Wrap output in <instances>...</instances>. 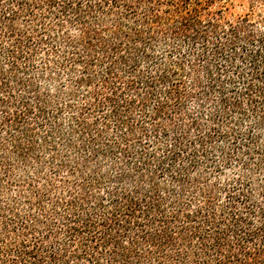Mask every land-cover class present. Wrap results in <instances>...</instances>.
Here are the masks:
<instances>
[{
  "label": "trees",
  "instance_id": "16d2710c",
  "mask_svg": "<svg viewBox=\"0 0 264 264\" xmlns=\"http://www.w3.org/2000/svg\"><path fill=\"white\" fill-rule=\"evenodd\" d=\"M0 264H264V0H0Z\"/></svg>",
  "mask_w": 264,
  "mask_h": 264
},
{
  "label": "rangeland",
  "instance_id": "374dc122",
  "mask_svg": "<svg viewBox=\"0 0 264 264\" xmlns=\"http://www.w3.org/2000/svg\"><path fill=\"white\" fill-rule=\"evenodd\" d=\"M244 4H245V6L247 5V3L246 2H244ZM239 7V6H238ZM242 9L241 8H237V10L236 11H241Z\"/></svg>",
  "mask_w": 264,
  "mask_h": 264
}]
</instances>
